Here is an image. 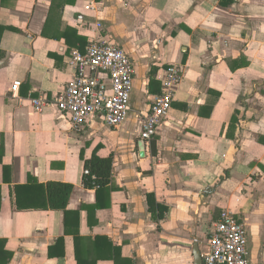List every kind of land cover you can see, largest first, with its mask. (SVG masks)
<instances>
[{
	"label": "crops",
	"instance_id": "obj_1",
	"mask_svg": "<svg viewBox=\"0 0 264 264\" xmlns=\"http://www.w3.org/2000/svg\"><path fill=\"white\" fill-rule=\"evenodd\" d=\"M94 37L135 64L119 128L96 115L75 129L56 105L32 102L54 101L73 77L71 50ZM170 64L183 80L141 156L143 116ZM1 150L8 264H195L194 244L207 251L226 209L248 229L249 264H264V0H0ZM94 153L113 163L100 194L84 184ZM29 176L74 185L67 225L63 210L17 209L14 187Z\"/></svg>",
	"mask_w": 264,
	"mask_h": 264
},
{
	"label": "built area",
	"instance_id": "obj_2",
	"mask_svg": "<svg viewBox=\"0 0 264 264\" xmlns=\"http://www.w3.org/2000/svg\"><path fill=\"white\" fill-rule=\"evenodd\" d=\"M67 64L73 71L71 80L52 102L44 96L34 98L35 109L41 111L54 104L68 116L75 129L83 128L96 115L108 126L119 128L129 115L135 86V64L127 51L115 42L94 37L84 51L73 48ZM158 78L161 92L143 116L140 131L148 151L172 108L183 80V67L170 64ZM19 85L16 82L13 90L17 91ZM85 174H89L88 169ZM207 242L208 249L201 254L204 264H249V232L231 210H223Z\"/></svg>",
	"mask_w": 264,
	"mask_h": 264
},
{
	"label": "trees",
	"instance_id": "obj_3",
	"mask_svg": "<svg viewBox=\"0 0 264 264\" xmlns=\"http://www.w3.org/2000/svg\"><path fill=\"white\" fill-rule=\"evenodd\" d=\"M3 151H0V161ZM112 158H102L96 153L90 160L86 161V169L89 174H84V184L86 187L97 188V193L107 187L112 176ZM16 195V207L19 210L25 209H52L63 210L65 213V224L67 225L70 214L68 204L74 185L66 182H48L40 183L35 177L29 176L27 183L17 184L14 187ZM100 196V195H99ZM148 203L150 210L159 218L165 217L167 207L156 201L155 195L148 194ZM60 241L63 238L59 239ZM58 240V241H59ZM6 240L0 239V264H8L3 259H9L11 253L6 250ZM118 259V258H117ZM118 261L116 260V264ZM131 264V263H129Z\"/></svg>",
	"mask_w": 264,
	"mask_h": 264
},
{
	"label": "water",
	"instance_id": "obj_4",
	"mask_svg": "<svg viewBox=\"0 0 264 264\" xmlns=\"http://www.w3.org/2000/svg\"><path fill=\"white\" fill-rule=\"evenodd\" d=\"M140 144V148H141V156H144L145 155V144H144V141L141 140L139 142ZM194 256H195V264H204L203 263V259H202V255H201V252L198 248V244H194Z\"/></svg>",
	"mask_w": 264,
	"mask_h": 264
}]
</instances>
